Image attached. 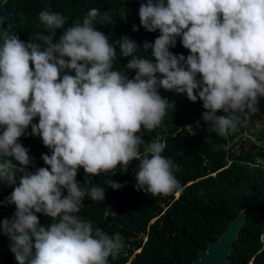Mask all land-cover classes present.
I'll return each mask as SVG.
<instances>
[{"label":"clouds","instance_id":"1","mask_svg":"<svg viewBox=\"0 0 264 264\" xmlns=\"http://www.w3.org/2000/svg\"><path fill=\"white\" fill-rule=\"evenodd\" d=\"M138 16L146 31L160 33L143 44L152 58L133 55L137 45L127 37L110 42L95 24L111 16L97 8L65 27L67 17L45 7L33 21L43 31H34L29 42L0 26V182L15 186L6 198L15 212L0 227L17 264H109L120 254L125 243L119 232L109 235L77 215L85 196L105 199L104 188L85 187L93 176L115 175L137 160V191L158 196L181 189L179 166L162 154L165 143H146L140 134L161 127L175 108L159 89L202 101L201 118L219 137L246 126L259 110L264 0H147ZM5 22L0 17V25ZM177 37L187 57L170 51ZM129 56L124 69L114 67ZM127 70L135 76L129 79ZM29 126L51 152L41 157L49 167L34 173L28 171L34 158L19 142ZM80 168L84 186L76 180ZM38 213L52 223L42 226Z\"/></svg>","mask_w":264,"mask_h":264},{"label":"trees","instance_id":"2","mask_svg":"<svg viewBox=\"0 0 264 264\" xmlns=\"http://www.w3.org/2000/svg\"><path fill=\"white\" fill-rule=\"evenodd\" d=\"M146 2L48 0L47 6H43L37 0H7L4 6L13 22L0 26L10 28L22 41L29 42L34 39V31H43V26L37 28L33 21L45 7L67 17L65 27L76 18L82 20L90 9L97 8L100 14L111 16L109 22L98 18L95 24L110 42L127 37L137 45L133 55L152 58L151 49L146 51L143 44L154 42L160 33L158 30L148 32L140 26L138 11L140 4ZM122 11L125 16L120 15ZM133 25L139 30L133 31ZM62 32L56 30V40ZM180 40L181 37H177L176 46L170 51L187 57L189 50ZM116 50L119 52L118 46ZM131 58L120 57L114 67L124 69ZM69 74L74 75V72ZM126 74L131 79L135 71L127 70ZM197 79H200L199 74ZM159 94L174 102L175 108L165 117L161 127L140 134L146 143L154 140L165 143L162 154L179 166L175 175L181 189L158 196L137 191V160L131 161L126 171L118 167L115 175L109 172L91 177L88 185H85L84 169L80 168L77 182L89 189L93 185L104 188L105 199L92 201L85 196L77 215L92 221L94 228L99 227L109 235L119 232L124 238L125 247L115 259L109 258V264H191L197 260L199 251L205 250L207 242L214 243L228 223L242 213L243 224L227 256V264H264V97L260 98L259 110L251 115L246 126L242 124L235 132L219 137L207 130L201 118L206 111L202 101L192 102L186 93L176 94L162 88ZM217 115L225 113L219 111ZM33 123H38V117ZM19 142L34 158L35 167L29 165L28 171L34 173L39 167H49L41 157L51 152L39 136L31 135V126ZM110 179L123 186L111 188L107 183ZM14 187L0 182V221L11 219L15 212V205L6 203ZM37 215L42 226L52 223L50 217ZM10 244L0 227V264H17Z\"/></svg>","mask_w":264,"mask_h":264},{"label":"water","instance_id":"3","mask_svg":"<svg viewBox=\"0 0 264 264\" xmlns=\"http://www.w3.org/2000/svg\"><path fill=\"white\" fill-rule=\"evenodd\" d=\"M0 0V17H4L8 24H12L11 13L7 11L4 3ZM43 6H47L48 0H37ZM177 196V194H176ZM243 224V216L240 213L237 218L231 220L220 235H217L214 243L207 242L205 250H200L198 258L191 264H227V256L231 253L233 241Z\"/></svg>","mask_w":264,"mask_h":264}]
</instances>
